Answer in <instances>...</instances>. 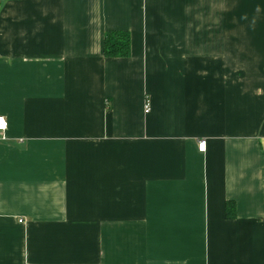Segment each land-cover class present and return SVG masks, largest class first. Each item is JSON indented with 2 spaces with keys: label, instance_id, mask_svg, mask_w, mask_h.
Masks as SVG:
<instances>
[{
  "label": "crops",
  "instance_id": "crops-1",
  "mask_svg": "<svg viewBox=\"0 0 264 264\" xmlns=\"http://www.w3.org/2000/svg\"><path fill=\"white\" fill-rule=\"evenodd\" d=\"M0 116V264H264V0H0Z\"/></svg>",
  "mask_w": 264,
  "mask_h": 264
},
{
  "label": "trees",
  "instance_id": "trees-1",
  "mask_svg": "<svg viewBox=\"0 0 264 264\" xmlns=\"http://www.w3.org/2000/svg\"><path fill=\"white\" fill-rule=\"evenodd\" d=\"M131 54V36L128 32H109L105 36L104 55L110 59L128 58ZM236 216L235 204H227V218L232 219Z\"/></svg>",
  "mask_w": 264,
  "mask_h": 264
},
{
  "label": "built area",
  "instance_id": "built-area-1",
  "mask_svg": "<svg viewBox=\"0 0 264 264\" xmlns=\"http://www.w3.org/2000/svg\"><path fill=\"white\" fill-rule=\"evenodd\" d=\"M146 112H149V106H146ZM8 121L6 120L5 117L0 116V133H5L6 130L8 129ZM206 150V142L205 141H200L199 142V151L204 152Z\"/></svg>",
  "mask_w": 264,
  "mask_h": 264
}]
</instances>
